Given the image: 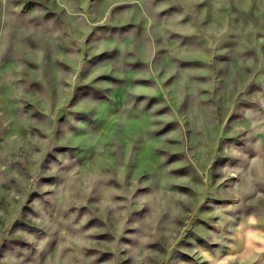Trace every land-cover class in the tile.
<instances>
[{"label": "rangeland", "instance_id": "obj_1", "mask_svg": "<svg viewBox=\"0 0 264 264\" xmlns=\"http://www.w3.org/2000/svg\"><path fill=\"white\" fill-rule=\"evenodd\" d=\"M0 264H264V0H0Z\"/></svg>", "mask_w": 264, "mask_h": 264}]
</instances>
